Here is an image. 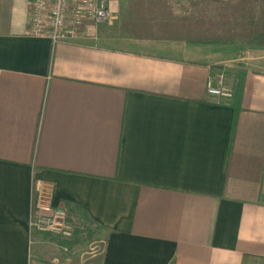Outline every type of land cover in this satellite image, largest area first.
<instances>
[{"label":"crops","instance_id":"1","mask_svg":"<svg viewBox=\"0 0 264 264\" xmlns=\"http://www.w3.org/2000/svg\"><path fill=\"white\" fill-rule=\"evenodd\" d=\"M30 1L0 0V264L100 243L74 262L264 264V47L237 70L221 45H119L111 22L52 44ZM225 69L232 96L208 95ZM38 189L71 239L30 229Z\"/></svg>","mask_w":264,"mask_h":264},{"label":"trees","instance_id":"2","mask_svg":"<svg viewBox=\"0 0 264 264\" xmlns=\"http://www.w3.org/2000/svg\"><path fill=\"white\" fill-rule=\"evenodd\" d=\"M175 16L169 0H131L124 31L138 39L226 45L242 40L264 47V0H190Z\"/></svg>","mask_w":264,"mask_h":264},{"label":"built area","instance_id":"3","mask_svg":"<svg viewBox=\"0 0 264 264\" xmlns=\"http://www.w3.org/2000/svg\"><path fill=\"white\" fill-rule=\"evenodd\" d=\"M118 19L108 10V0H31L30 26L32 35H46L52 44L75 40L82 31L92 29L95 33L101 24ZM223 70L206 80L208 95L227 99L231 96V82ZM35 209L30 217L31 230L47 232L62 239H71L74 225L66 209L51 208L44 199L42 189L36 191ZM44 211H51L44 214ZM52 262H55L54 260ZM45 264V263H32Z\"/></svg>","mask_w":264,"mask_h":264},{"label":"rangeland","instance_id":"4","mask_svg":"<svg viewBox=\"0 0 264 264\" xmlns=\"http://www.w3.org/2000/svg\"><path fill=\"white\" fill-rule=\"evenodd\" d=\"M189 1L190 0H169V6L171 7V10L173 12V14L175 16H184L187 15L188 12L190 11V5H189ZM120 20V19H119ZM119 20H115L112 21L111 23V28L113 29V34L115 36L114 42L125 46L124 42L121 41L118 37H121L123 39H127L126 35L124 33V27H123V21L124 19ZM103 25V24H101ZM100 25V26H101ZM222 51H220L218 53V55H220L221 57H227L229 60L231 59H235L234 65L232 66L233 69H237V70H241L243 69L242 65L240 64V59L242 56L245 57H255L253 52L248 51L247 50V43H243L242 40H236L233 44H228V45H221L218 46ZM224 50V51H223ZM226 50V51H225ZM253 59V58H250ZM226 65V64H225ZM229 67V66H228ZM230 69V68H229ZM221 71V70H220ZM226 74V77L228 79V81L226 83L231 82V96L233 94V81H234V73L230 72L228 69L223 70ZM219 72V71H216ZM232 79V80H231ZM230 96V97H231ZM228 97V98H230ZM101 246L102 243H100L99 245H95V247H91V244H89L87 246V248L85 246H83V249H79L78 251H76V249L70 247V246H62L58 251H60L59 253L57 252L56 255V261L52 262V258L51 256H47V255H43L42 259H38V260H34L33 262H41V263H45V264H83V262L86 259H80L77 260L78 263L74 262L76 260V256L82 257V254H84L85 252L90 251L91 248L95 249L96 251L98 250L100 252L101 250ZM54 257V256H53Z\"/></svg>","mask_w":264,"mask_h":264}]
</instances>
